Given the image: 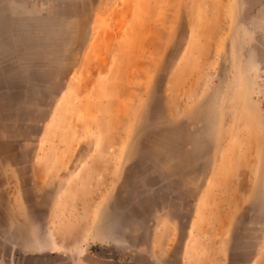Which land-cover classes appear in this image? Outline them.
<instances>
[{
  "label": "rangeland",
  "instance_id": "374dc122",
  "mask_svg": "<svg viewBox=\"0 0 264 264\" xmlns=\"http://www.w3.org/2000/svg\"><path fill=\"white\" fill-rule=\"evenodd\" d=\"M0 264H264V0H0Z\"/></svg>",
  "mask_w": 264,
  "mask_h": 264
}]
</instances>
